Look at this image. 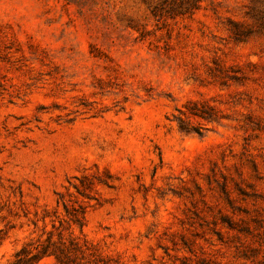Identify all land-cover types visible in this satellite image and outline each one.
Instances as JSON below:
<instances>
[{
  "label": "rangeland",
  "instance_id": "1",
  "mask_svg": "<svg viewBox=\"0 0 264 264\" xmlns=\"http://www.w3.org/2000/svg\"><path fill=\"white\" fill-rule=\"evenodd\" d=\"M0 264H264V0H0Z\"/></svg>",
  "mask_w": 264,
  "mask_h": 264
},
{
  "label": "trees",
  "instance_id": "2",
  "mask_svg": "<svg viewBox=\"0 0 264 264\" xmlns=\"http://www.w3.org/2000/svg\"><path fill=\"white\" fill-rule=\"evenodd\" d=\"M180 113V116L176 117V120L179 123V127L182 131L186 132V133H192L195 132L199 135H202V132L200 129L197 128H191L188 124L187 119L194 117V118H201V119H208L204 114H199L198 112H183L182 110H178ZM186 118V119H185ZM64 207L66 209L67 214L71 217V219L75 222L80 224V226L84 225V213L85 211H81L79 213L76 212V208H69V204L66 203V201L64 202ZM36 258V257H35Z\"/></svg>",
  "mask_w": 264,
  "mask_h": 264
}]
</instances>
